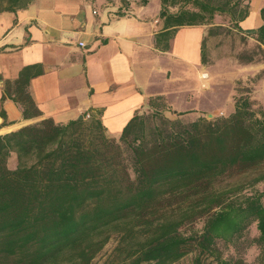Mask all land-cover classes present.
Instances as JSON below:
<instances>
[{"label":"trees","instance_id":"16d2710c","mask_svg":"<svg viewBox=\"0 0 264 264\" xmlns=\"http://www.w3.org/2000/svg\"><path fill=\"white\" fill-rule=\"evenodd\" d=\"M33 1L7 0L0 12ZM243 1L161 0L156 47L169 50L184 26L211 25L213 35L223 27L213 25L217 14H229L264 57V6L262 24L245 29L249 5L237 15ZM256 55L238 59L252 63ZM30 68L6 87L28 123L0 134V264H92L113 238V264H178L189 256L190 264H264V188L220 186L227 176L250 170L259 173L249 185L264 181V104L250 90H237L229 115L191 120L182 118L190 111L168 117L166 96H150L148 110L112 135L98 115L35 120L42 112L29 91ZM1 114L0 129L12 123ZM202 218L201 230H186ZM253 224L258 234L251 237ZM221 245L235 253L225 255ZM254 245L258 255L250 261L244 253Z\"/></svg>","mask_w":264,"mask_h":264},{"label":"crops","instance_id":"0c3cea01","mask_svg":"<svg viewBox=\"0 0 264 264\" xmlns=\"http://www.w3.org/2000/svg\"><path fill=\"white\" fill-rule=\"evenodd\" d=\"M149 5L152 11L145 12ZM160 11L161 0L122 8L107 0H34L25 8L0 12V124L2 111L12 122L0 134L28 123L6 90L25 67H31L29 91L42 112L35 120L52 117L65 123L98 115L112 135L122 132L150 96L169 100L167 93L155 90L159 83L203 87L205 29L180 27L169 50L162 51L155 45L163 30ZM247 18L241 22L245 29L262 24L259 19L247 27Z\"/></svg>","mask_w":264,"mask_h":264},{"label":"rangeland","instance_id":"374dc122","mask_svg":"<svg viewBox=\"0 0 264 264\" xmlns=\"http://www.w3.org/2000/svg\"><path fill=\"white\" fill-rule=\"evenodd\" d=\"M149 0H112L109 2L119 3L121 6L135 3L137 6H144ZM7 0H0V6H7ZM249 5L250 16L245 25L247 27L257 24L261 20L260 10L264 6V0H245L237 10V15L245 6ZM176 10V8H172ZM152 6H146L145 12H151ZM214 26L222 25L213 35H208L211 25H203L207 38V50L209 63L202 65L203 84L200 89L194 83H187L185 87L177 83H159L155 90L163 91L168 94V104L170 110L166 115L175 118L181 111H190L182 118L191 120L203 114L208 118H214L217 115L227 116L234 108V96L239 88H245L252 92V96L258 102L264 104V57L260 54L256 44L257 41L249 37L246 33L239 31L235 27V21L229 14H220L214 19ZM246 37L247 40L244 39ZM256 53V61L244 63L238 59L240 53ZM259 52V54H258ZM262 56V57H261ZM166 64V60H163ZM168 64V63H167ZM177 82V79H176ZM192 94L191 97L189 95ZM171 103H170V102ZM145 107L142 111H147ZM234 110H232L233 112ZM9 164L14 168L17 164V155L13 154ZM259 171L250 170L245 173L231 174L222 180L221 187H231L238 182H243L246 188L245 192H252L255 189L264 188V181L253 186L249 185ZM204 225V219L197 220L194 224H189L186 230H201ZM251 237L258 234L256 225L250 227ZM116 240L113 238L106 247L96 256L92 264H113L116 256L113 253ZM225 255L235 253L234 247L221 245ZM258 255L257 247L251 246L244 253L246 259L253 261ZM191 256L178 264H190Z\"/></svg>","mask_w":264,"mask_h":264},{"label":"built area","instance_id":"2783aa9c","mask_svg":"<svg viewBox=\"0 0 264 264\" xmlns=\"http://www.w3.org/2000/svg\"><path fill=\"white\" fill-rule=\"evenodd\" d=\"M80 45H81V46H85L86 44H85V42L81 41V42H80ZM87 116L89 117L90 115L88 114Z\"/></svg>","mask_w":264,"mask_h":264},{"label":"water","instance_id":"95a60500","mask_svg":"<svg viewBox=\"0 0 264 264\" xmlns=\"http://www.w3.org/2000/svg\"><path fill=\"white\" fill-rule=\"evenodd\" d=\"M81 117H83V116H81Z\"/></svg>","mask_w":264,"mask_h":264}]
</instances>
